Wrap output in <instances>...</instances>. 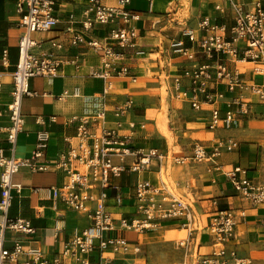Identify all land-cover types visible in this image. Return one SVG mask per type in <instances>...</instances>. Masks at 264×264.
I'll return each mask as SVG.
<instances>
[{"label": "built area", "instance_id": "built-area-1", "mask_svg": "<svg viewBox=\"0 0 264 264\" xmlns=\"http://www.w3.org/2000/svg\"><path fill=\"white\" fill-rule=\"evenodd\" d=\"M228 4L233 25L230 28L218 26L210 18L204 17L196 30L184 29L180 37L170 41L172 53L190 65L183 67L175 75L173 85L177 95L185 99L192 110L208 109L209 131L232 129L240 116L255 115V105L261 106L264 120V82L254 83L242 77L239 65L251 64V73L264 79V6L262 0H253L249 6L225 0ZM130 0H117L109 6L102 0H88L79 17L71 14L65 21L63 35L71 47H86L101 59L100 68L92 69L90 75L103 83L98 99H106L115 90L114 79L137 83V76L123 63L130 53L142 54L137 50L139 33L133 23L140 20V14L129 9ZM52 0H17L16 12L20 16L18 27V61L10 74V102L0 110V117L8 118V126H0L4 135L6 150L0 147V264H117L116 255L139 256L142 252L138 243L126 240L118 232L143 234L155 230L161 224L176 221L186 232L185 237L175 241L174 246L187 250L194 242V213L182 198L167 190L164 183L152 184L148 179H138L134 185V213L128 216L115 214L107 205L112 199L116 207L123 206L124 194L112 179L125 172L143 173L156 166L159 172L168 160V153L156 148L136 147L146 124L130 118L135 108L132 98L115 104L109 123L105 106L94 113L73 116L76 134L66 138L67 149L58 154L51 165L41 162L47 149L49 134L36 132L35 149L30 158L14 157L17 135L24 130L25 117L21 113V103L26 97L37 96L29 88L33 78H55L63 61L53 52L61 50L60 41H50L51 50H44L32 39V34L48 32L60 21L54 15ZM220 7L216 6V10ZM95 27L107 28L105 39L87 37ZM89 38V39H88ZM34 49L40 51L34 53ZM197 55L203 60L197 61ZM0 61L5 63V53ZM3 74L0 73V95ZM81 96L79 88L64 90L56 97L59 101ZM55 122V118L51 117ZM36 124H41L36 118ZM238 147L233 140L218 141L208 152L206 147L196 143L192 148L191 160L195 163L211 162L223 151L232 152ZM8 151L9 155H6ZM184 160H176L182 164ZM49 168L62 170L66 181L60 187L46 189L56 209L57 202L68 210L85 216L88 225L75 228L64 242L60 252L48 257L41 249L13 241L6 245L8 232L32 235L34 228L29 221L8 216L15 191L20 193L21 185L13 183V175L21 169L32 173L45 172ZM224 182L231 186L236 197L251 209L264 208V177L254 181L246 171L235 167L224 174ZM108 190L113 192L110 198ZM216 202H213L215 205ZM246 217L242 208L216 210L206 227L213 249L207 254L195 247L188 254L194 264H253L251 259L239 258L234 248L229 247L235 237V227L239 219ZM61 215H58L55 232L61 231ZM264 235V213L262 219ZM113 233H116L113 235ZM100 253L96 262L90 261L95 242ZM194 245V244H193ZM187 254V255H188ZM122 264H138L124 258ZM185 264V263H180Z\"/></svg>", "mask_w": 264, "mask_h": 264}, {"label": "crops", "instance_id": "crops-1", "mask_svg": "<svg viewBox=\"0 0 264 264\" xmlns=\"http://www.w3.org/2000/svg\"><path fill=\"white\" fill-rule=\"evenodd\" d=\"M54 2V15L59 23L48 32H37L32 34V39L41 44L44 50H51L50 41H60L64 47L61 50L53 49V52L63 61L60 72L55 78H33L29 81V88L36 92L37 96L26 97L21 103V113L25 117L24 130L16 137L14 157L17 159L30 158L36 144V132L39 130L49 134L47 149L41 162L52 164L58 154L67 149L66 138H72L76 134V123L71 122L73 116H82L85 113H94L102 106H105L109 123L113 122L111 113L112 107L127 98H132L135 108L130 115L131 119L142 121L138 115L137 97L140 89L139 76L145 66L151 63L150 57L162 55L176 58L169 50L171 39L180 37L181 32L186 28L196 30L199 22L208 17L218 26L230 28L233 25L231 10L225 0H130L129 9L140 14V20L133 23L139 33L137 39V50L142 54L130 53L123 63L132 69L137 76L136 84H129L125 80L114 79L115 90L104 99H98L102 91L103 83L100 79L90 75L92 69L100 68L101 59L91 49L86 47H71L63 35L65 21L71 14L79 17L85 8L88 0H52ZM253 0H235L236 3L249 6ZM117 0H102V3L109 6L116 5ZM17 0H0V59L5 53V63L0 61V73L3 74L2 93L0 95V110L10 102V74L15 70L18 61V40L21 30L18 27L20 16L16 12ZM264 6V0H262ZM216 6L220 9L216 10ZM107 28L95 27L87 37L99 40L105 39ZM88 38V39H89ZM34 49L33 52H39ZM171 60V59H170ZM179 70L190 65L180 58ZM197 61L201 62L203 57L197 55ZM145 65V66H143ZM251 64L237 66L242 72V77L254 83H262L264 79L256 77L249 68ZM79 88L81 96L70 98L67 101L56 99L64 90ZM194 111V110H193ZM263 108L255 105V115L240 116L235 126L228 130L209 131L207 129L210 119L208 109L198 111L206 119L204 145L208 152L218 141L226 142L233 140L238 147L232 152L223 151L222 154L212 160L198 164L203 171L202 175L197 173V167H181L176 169L177 164H170L171 174L181 172L179 179L175 180L173 187L168 178V161L165 162L162 170L153 166L149 171L143 173L125 172L121 177L112 179L118 185L123 194V206L116 207L112 199L107 201L108 207L115 214L130 215L134 213V185L138 179H148L152 184L164 183L165 187L172 194L184 199L190 205L194 213L193 227L195 240L189 245V249H179L174 246L175 241L185 237L186 232L179 228L176 221L164 222L161 227L135 234L132 232H118L126 240L138 243L141 247V254L135 256L116 255L108 252L105 256L116 258L117 264H122L124 258L137 261L138 264H150L149 253L153 249L169 246L173 250L183 252L181 261L175 264H194L188 254L195 247L202 254H207L213 249L210 238L207 234V225L210 216L216 210L226 208H242L246 210V217L239 219L235 227V237L229 247L234 248L239 258L251 259L253 264H264V235L262 230V219L264 208L251 209L247 203L236 197L230 185L224 182V174L235 167L246 171L248 178L260 181L264 177V120L261 116ZM197 112V111H195ZM55 118V122L51 121ZM36 118H40L41 124H36ZM8 118L0 117V126H8ZM146 124V123H145ZM255 124V125H254ZM147 125V124H146ZM146 128L139 133L135 140L136 147L156 148L146 142ZM0 147L6 150L7 144L4 135H0ZM160 150V149H159ZM162 151V150H161ZM168 153V151H162ZM6 155H9L6 151ZM197 165V166H198ZM174 167V168H173ZM173 168V169H172ZM196 174L195 178L194 175ZM13 183L21 185L20 193L12 192L13 199L8 216L13 219H24L30 222L35 230L32 235L8 232L5 235L6 245L11 246L13 241H20L30 247H37L48 257L60 252L64 242L71 236L75 228H83L88 225L85 216L68 210L62 203L57 202L56 209L46 189L60 187L66 181V175L62 170L49 168L45 172L32 173L28 169H21L13 175ZM169 183V184H168ZM176 187V189H175ZM175 190H174V189ZM110 198L113 192L108 190ZM190 193L191 199L188 196ZM213 202H216L213 205ZM127 203V204H125ZM61 215V231L55 232V224L58 215ZM116 233H113L115 235ZM194 244V245H193ZM95 245L90 255V261L96 262L99 259V251ZM188 254V255H187ZM170 258H164V264H173Z\"/></svg>", "mask_w": 264, "mask_h": 264}, {"label": "rangeland", "instance_id": "rangeland-1", "mask_svg": "<svg viewBox=\"0 0 264 264\" xmlns=\"http://www.w3.org/2000/svg\"><path fill=\"white\" fill-rule=\"evenodd\" d=\"M169 50L172 53L170 48ZM161 54L160 58L158 55L150 57L151 63L149 61L146 66L143 65L145 68L139 76L140 89L135 101L139 106L138 115L147 124L146 142L162 151H168V178H164V180L170 182V185L174 187L175 180L182 175L181 167L194 166L197 168L193 170L197 169V173L200 175L203 173L202 167L191 160V153L196 143L203 146L207 144L205 139L206 119L201 113L193 111L189 103L179 97L175 91L173 80L175 75L180 72L178 68L180 57L176 55L178 58L176 59L166 56L163 51ZM249 66L251 69L252 65ZM178 159L184 160V162L177 164L176 160ZM170 164H177L176 169L181 172L171 174ZM187 197L191 199L190 193ZM96 243L97 241L95 245ZM182 257V251L173 250L169 245L153 249L149 253V262L150 264H164V258H170L175 264L180 262Z\"/></svg>", "mask_w": 264, "mask_h": 264}]
</instances>
